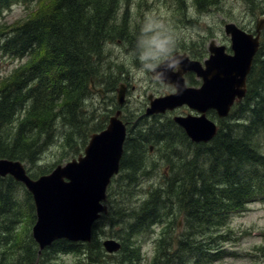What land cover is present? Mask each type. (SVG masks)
<instances>
[{
    "label": "trees",
    "instance_id": "16d2710c",
    "mask_svg": "<svg viewBox=\"0 0 264 264\" xmlns=\"http://www.w3.org/2000/svg\"><path fill=\"white\" fill-rule=\"evenodd\" d=\"M134 1L0 0V19L16 4L32 5L24 19L0 28L2 56L18 62L26 59L0 84V159L34 164L56 141L74 158L85 149L93 133L106 128L111 115L92 125L86 114L95 106L91 98L98 86L111 94L120 81L113 75L106 80L100 70L102 62L108 60L106 47L121 44L140 48L142 28L126 16ZM198 1L206 10L208 6L203 8L200 2L204 0ZM217 1L205 4L212 6ZM256 1L250 0L252 4ZM182 7L178 4L177 13ZM113 102L118 109L115 97ZM209 116L216 120L219 131L208 144H192L173 121L156 128L141 115V122L128 124L121 170L108 191L111 209L95 224L92 241L80 244L62 240L38 256L37 244L27 236L23 247L28 255L20 252L17 263L32 264L36 258L39 263L53 252L84 256L90 264H110L104 260L108 254L97 236L102 225L119 228L114 234L122 247L114 264H140L144 256L137 239L148 230L153 232L154 226L163 230L150 264L224 261L229 254L222 247L234 242L229 218L264 197V155L258 150V143L264 140V37L248 77L245 100L235 105L226 119H218L214 112ZM154 144L173 157L178 155L183 162L172 156L165 158L168 170L161 185L144 190V198L134 204L131 198L139 197L138 187L147 176L145 150ZM53 168L41 174H49ZM29 174L36 176L30 168ZM115 185L119 186L121 202L112 193ZM18 187L24 188L11 177H0V222L9 237L12 226L27 217L21 198L16 196ZM24 190L33 224L32 196ZM129 192L133 193L131 197ZM113 197L116 201L111 202ZM178 218L184 232L176 234ZM12 245L7 236L1 238L0 246L5 247L0 252V264Z\"/></svg>",
    "mask_w": 264,
    "mask_h": 264
},
{
    "label": "rangeland",
    "instance_id": "374dc122",
    "mask_svg": "<svg viewBox=\"0 0 264 264\" xmlns=\"http://www.w3.org/2000/svg\"><path fill=\"white\" fill-rule=\"evenodd\" d=\"M207 1L204 0V3L200 1L203 4V8L204 6H208L206 10L201 9L198 0H135L133 7L130 6L128 11L129 14L126 16H129V20H133L134 18L135 26L139 25L140 28H142L145 18L151 15L154 20L159 22L157 27L170 35L174 43L171 45L170 51L166 56H162L159 60L148 63L142 62L140 59L141 47H136V50L129 49L130 45L124 46L121 44H119V46L112 44L106 47L105 52H107L108 60L102 62L100 70L104 73L106 80H109L110 75H113V78L120 77L119 83L115 85L117 86L116 88L122 83L128 88L126 104L122 109L125 122H129L132 125L141 122L140 116L142 114L146 115V110L150 105V95L154 96V98H160L175 92L173 86L160 82L156 76L151 74L152 70L168 56L175 53L187 54L192 60L204 62V60L209 57L208 48L212 41H215L217 45L225 46L229 50L228 52H230L231 41L225 34V26L232 23L247 33L255 35L257 21L264 18V0H257L255 4H252L250 0H218V3L212 6L206 5L205 3ZM146 4L148 5V9L145 12L144 8ZM178 4L183 6L179 13L176 11ZM31 8L32 5H14L12 9L6 11L4 16L0 19V28L3 24L12 25L17 22V20L24 19L31 13ZM122 12L125 13L124 8ZM263 37L264 31L261 34V39ZM25 62L26 59L20 62L17 60L12 61L10 58L2 56L0 53V84L4 82L3 80L10 76L17 67ZM186 80L188 86L199 87L201 85V80L193 73L186 75ZM104 88L105 87L98 86L97 89L93 91L91 102L94 103L95 106L93 108H88L89 112L86 114L88 119L91 118L92 125L101 122L103 118L107 116L111 115L110 117H112L114 115L113 113L118 110L113 102V98L115 97L116 104H118L117 93L114 91L108 94L103 91ZM117 107L119 106L117 105ZM183 109H185V107L178 108L164 115L161 114L159 119L148 118L149 121L147 123L155 124L157 128L158 124L168 125L176 116L193 114V112L190 111L191 113H189ZM108 124L109 120L106 126H108ZM56 126L59 132L58 122ZM153 134L154 131L152 132V135ZM90 139L91 137L89 141ZM56 142L47 148L34 164L28 165L23 163L27 169L30 168L31 172L36 175L35 180L45 175L41 174L42 171L49 170L52 166L56 168L59 165H65L79 157V155H76L74 158L71 157L70 154L67 155L60 148L61 143ZM151 148L152 151H150ZM150 149L145 150V153H147L145 158L147 160L144 172H146L147 176L141 180V184L138 187L140 189L139 197H137L136 200L133 199L134 201L132 200V202H138L141 198H144V190L160 186L163 175L167 173L168 166L165 158L172 156L170 152L162 148L159 144H154L152 147L150 146ZM258 150L264 155V140L258 143ZM83 152L84 150L81 154ZM173 158L178 160L176 157ZM180 162L183 161L180 160ZM17 189L16 196L21 198L23 210L27 214V217L23 221H19L12 226L10 237L4 232V225L0 222V229H2L0 232V240L3 236H7V241H12L14 243V245L10 247L9 255L3 264H18L20 252L22 255H28V252L23 247L25 243L23 239H27V236L33 237L31 230L36 222L35 216L32 224V213L29 210V201L27 200L24 188L18 187ZM118 191L119 186L115 185L112 193L118 199H121V195H118ZM116 197H113L111 202L116 201ZM263 199L264 197H262L260 201L250 204L248 206L249 209L241 216L236 214L231 217L230 228L234 232V242L222 247L229 255L224 261H219L215 264H252L253 262L264 264V251L261 249L264 248ZM108 207L110 210L111 204H109ZM178 222L182 223V220L178 218L177 223ZM118 229L119 228H113L112 230V228L110 229V227L103 225L100 226V228L98 227L97 236L99 237V242L103 244L106 239H115L119 241L115 238L116 234H114ZM162 230L163 227L154 226L152 227L153 232L148 230L147 233L138 237L137 242L141 245V252L144 256L140 264H150L157 251L158 236L161 234ZM175 231L176 234H179V232L183 233L184 229L180 230L175 227L174 232ZM4 247L0 246V252H2ZM116 257L117 255H108L104 260L108 263L110 262V264H114ZM85 260L86 258L84 256H65L49 252L45 258L40 259L38 264H86ZM25 261L26 258H24L23 262L25 263ZM32 264H37V258ZM87 264H90V262Z\"/></svg>",
    "mask_w": 264,
    "mask_h": 264
},
{
    "label": "water",
    "instance_id": "95a60500",
    "mask_svg": "<svg viewBox=\"0 0 264 264\" xmlns=\"http://www.w3.org/2000/svg\"><path fill=\"white\" fill-rule=\"evenodd\" d=\"M224 30L231 41L230 52L212 41L204 62L176 53L151 72L160 82L173 86L175 92L160 98L150 95L146 115L166 114L184 106L195 111L196 116L174 117V122L194 143H208L218 132L216 123L207 117L209 111L224 119L245 98L247 77L260 48L264 18L257 21L255 35L232 23ZM188 73L201 80L199 87L188 86L185 78ZM126 92V85L120 84L117 89L120 106L125 104ZM121 116L122 112L117 111L105 130L91 136L84 155L57 166L37 180L28 175L21 162L0 159V177H13L32 194L37 218L33 238L40 253L58 240L91 242L94 224L107 213L104 202L108 188L120 172L127 135ZM103 247L114 254L120 251L121 243L107 239Z\"/></svg>",
    "mask_w": 264,
    "mask_h": 264
},
{
    "label": "clouds",
    "instance_id": "9594fccd",
    "mask_svg": "<svg viewBox=\"0 0 264 264\" xmlns=\"http://www.w3.org/2000/svg\"><path fill=\"white\" fill-rule=\"evenodd\" d=\"M159 22L154 20L151 15L145 18L141 29V56L142 62L148 63L159 60L166 56L174 43L172 37L157 27ZM182 62V61H181ZM179 72V67L176 69Z\"/></svg>",
    "mask_w": 264,
    "mask_h": 264
},
{
    "label": "bare ground",
    "instance_id": "6f19581e",
    "mask_svg": "<svg viewBox=\"0 0 264 264\" xmlns=\"http://www.w3.org/2000/svg\"><path fill=\"white\" fill-rule=\"evenodd\" d=\"M241 30H242V29H241ZM243 31H244V30H243ZM244 32H246V31H244ZM260 47H261V45H260ZM259 50H260V48H259ZM259 50H258V52H259ZM258 52H257V54H258ZM257 54H256V56H257ZM256 56H255V57H256ZM254 60H255V58H254ZM253 64H254V61H253ZM150 138L152 139V137H150ZM151 147H152V146H151ZM175 156H176V155H175ZM180 157H181V156H180ZM176 158H178V155H177ZM178 160H180V158H179ZM155 175H156V174H155ZM136 184H137V183H136ZM133 187H135V186H133ZM136 187H137V186H136ZM129 193H131V192H129ZM129 193H128V194H129ZM132 195H133V193H131L130 197H131ZM160 195H161V194H160ZM120 197H121V196H120ZM132 198H133V197H132ZM132 198H131V200H133ZM161 198H162V197H161ZM129 200H130V199H129ZM135 200H136V199H135ZM171 200H172V199H171ZM174 200H175V199H174ZM117 201H119V199H117ZM133 201H134V200H133ZM119 202H121V201H119ZM131 202H132V201H131ZM140 202H141V201H140ZM169 202H170V201H169ZM133 203H134V202H133ZM173 203H174V202H173ZM122 204H123V203H122ZM134 204H135V203H134ZM136 204H138V202H137ZM170 204H171V202H170ZM140 205H141V204H140ZM174 205H176V204L174 203ZM174 205H173V206H174ZM174 207H175V206H174ZM170 208H171V207H170ZM178 209H179V208H178ZM173 211H174V210H173ZM175 212H176V211H175ZM175 212H174V213H175ZM124 214H126V213H124ZM119 215H120V214H119ZM120 216H121V215H120ZM121 217H122V216H121ZM121 217H120V218H121ZM131 220H133V219H131ZM120 251H121V250H120ZM118 253H119V252H118ZM86 264H87V263H86Z\"/></svg>",
    "mask_w": 264,
    "mask_h": 264
},
{
    "label": "flooded vegetation",
    "instance_id": "af4514ba",
    "mask_svg": "<svg viewBox=\"0 0 264 264\" xmlns=\"http://www.w3.org/2000/svg\"><path fill=\"white\" fill-rule=\"evenodd\" d=\"M198 85H199V84H198ZM198 85H197V86H198ZM183 110H185V111L191 113L187 108H185V109H183ZM183 110H182V111H183ZM193 114H195V113H193ZM185 116H186V115H185Z\"/></svg>",
    "mask_w": 264,
    "mask_h": 264
}]
</instances>
